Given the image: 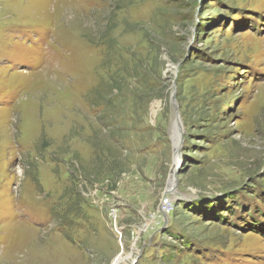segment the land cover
I'll use <instances>...</instances> for the list:
<instances>
[{"label": "rangeland", "instance_id": "1", "mask_svg": "<svg viewBox=\"0 0 264 264\" xmlns=\"http://www.w3.org/2000/svg\"><path fill=\"white\" fill-rule=\"evenodd\" d=\"M0 264H264V0H0Z\"/></svg>", "mask_w": 264, "mask_h": 264}, {"label": "water", "instance_id": "2", "mask_svg": "<svg viewBox=\"0 0 264 264\" xmlns=\"http://www.w3.org/2000/svg\"><path fill=\"white\" fill-rule=\"evenodd\" d=\"M171 102L173 104V110H174V114H175V125L177 126V128H179V138L177 140L178 141L177 150H178L179 149V146L182 144L183 130H182L181 123L179 121L178 109H177V107L175 105V102H174V91L172 92V95H171ZM174 174H175V168L172 170V174H171V176H172L173 179H174Z\"/></svg>", "mask_w": 264, "mask_h": 264}, {"label": "bare ground", "instance_id": "3", "mask_svg": "<svg viewBox=\"0 0 264 264\" xmlns=\"http://www.w3.org/2000/svg\"><path fill=\"white\" fill-rule=\"evenodd\" d=\"M180 129H181V128H180ZM174 132H175L176 134H178V135H177V140H178V138H179V128H177V126L174 128ZM177 147H178V141H177V143L175 144L176 151H177ZM171 179L174 181V179L172 178V176H171ZM168 189H169V190L172 189L170 184H169ZM167 193H168V192H167ZM166 200H167V199H166ZM166 203H167V202H164L162 205H165ZM163 210H165V208H163Z\"/></svg>", "mask_w": 264, "mask_h": 264}]
</instances>
